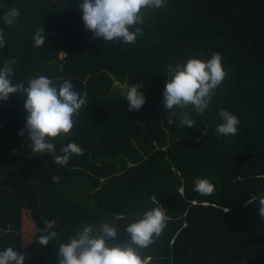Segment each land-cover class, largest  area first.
<instances>
[{
    "label": "trees",
    "instance_id": "16d2710c",
    "mask_svg": "<svg viewBox=\"0 0 264 264\" xmlns=\"http://www.w3.org/2000/svg\"><path fill=\"white\" fill-rule=\"evenodd\" d=\"M165 4L146 14L136 43L124 44L94 38L77 0H0L7 42L0 68L16 60L13 83L26 88L29 78L45 75L87 93L71 134L52 141L57 154L69 142L83 149L65 166L33 152L26 97L0 101V250L26 253L25 264H59V243L85 225L113 224L118 235L109 244H124L128 223L163 206L166 228L140 250L148 264H264V0ZM13 7L20 15L9 26L3 17ZM42 29L45 42L36 47ZM215 53L227 76L209 108L203 115L183 110L193 127H181L178 116L167 123L168 66ZM140 83L146 103L129 111L123 93ZM221 109L239 118L236 135L217 134ZM196 178L212 182L215 193L194 191ZM44 220L58 225L47 246L38 242L48 234Z\"/></svg>",
    "mask_w": 264,
    "mask_h": 264
},
{
    "label": "clouds",
    "instance_id": "9594fccd",
    "mask_svg": "<svg viewBox=\"0 0 264 264\" xmlns=\"http://www.w3.org/2000/svg\"><path fill=\"white\" fill-rule=\"evenodd\" d=\"M82 10L85 29L94 38L98 37L106 42L121 41L124 44H134L143 36V30L138 25L145 23L146 14L166 7L165 0H77ZM20 12L15 7L8 9L3 20L11 26L19 17ZM45 30H37L34 34V45L40 47L45 42ZM7 42L4 32L0 30V48ZM15 59L5 60L0 68V101H7L10 96L18 94L26 97L24 108L27 111L24 126L30 146L35 153H49L54 161L61 166L68 164L75 155H83V149L75 142H69L59 149L52 141L64 139L71 134L75 125V117L86 104L87 93L81 94L74 90L69 80L57 85L45 75L29 78L28 86L24 83L14 84L13 64ZM168 77L163 92L162 104L168 115L167 123L172 124L174 117L179 118L181 127L195 126L190 118L191 113L183 111L192 108L198 115H203L209 108L214 92L223 84L227 71L222 55L215 53L208 60L199 58L188 59L183 65L168 66ZM143 83L131 86L123 93L129 102V111H138L146 103L145 94L140 91ZM173 109L181 110L179 114ZM218 117L223 121L216 127L221 136H234L238 132L240 120L229 110L221 109ZM20 136L25 131L19 132ZM54 182L58 177H53ZM194 191L202 196L215 193V185L208 179L196 178ZM250 203V201H249ZM259 214L264 217V198L259 199ZM164 207H155L128 223L126 232L129 240L124 244L110 245L109 241L117 238V228L110 223L98 226L85 225L82 230L61 242L58 246L59 264H148L140 250L146 249L158 239L167 226V216ZM46 235L39 236L38 242L47 246L50 241L58 238V233L52 229L57 227L55 220H44ZM26 253L7 246L0 250V264H25ZM246 264V261L244 262Z\"/></svg>",
    "mask_w": 264,
    "mask_h": 264
},
{
    "label": "rangeland",
    "instance_id": "374dc122",
    "mask_svg": "<svg viewBox=\"0 0 264 264\" xmlns=\"http://www.w3.org/2000/svg\"><path fill=\"white\" fill-rule=\"evenodd\" d=\"M115 86H116V89H117V90H120V88L118 89V87H117L118 85L115 84ZM123 88H124V87H122V89H123ZM30 232H32V233L34 234L33 229H31ZM32 238H33V237H30L31 240H32ZM28 242H29V241L27 240V243H26V244H28Z\"/></svg>",
    "mask_w": 264,
    "mask_h": 264
}]
</instances>
